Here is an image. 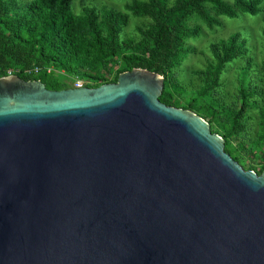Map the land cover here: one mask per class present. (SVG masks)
<instances>
[{"label": "water", "instance_id": "1", "mask_svg": "<svg viewBox=\"0 0 264 264\" xmlns=\"http://www.w3.org/2000/svg\"><path fill=\"white\" fill-rule=\"evenodd\" d=\"M163 86L0 78V264H264V171Z\"/></svg>", "mask_w": 264, "mask_h": 264}, {"label": "trees", "instance_id": "2", "mask_svg": "<svg viewBox=\"0 0 264 264\" xmlns=\"http://www.w3.org/2000/svg\"><path fill=\"white\" fill-rule=\"evenodd\" d=\"M74 1L0 0V76L11 71L61 90L69 86L49 68L75 76L90 88L114 83L122 72L145 69L164 79L159 100L205 119L240 165L249 155L264 159V62L257 70L251 66L250 36L236 31L211 43L204 66L193 71L197 83L184 84L182 70L194 52L188 41L200 36L201 25H191L193 21L213 29L221 25V17L261 15L264 41V0H130L123 10L88 4L79 13L74 12ZM132 19L141 23L128 33ZM238 60L243 65L237 71L236 92L226 102L221 79ZM34 68L39 71L30 73ZM255 116L259 122L253 139L250 126ZM235 136L240 141L232 147ZM262 171L264 163L258 174Z\"/></svg>", "mask_w": 264, "mask_h": 264}, {"label": "rangeland", "instance_id": "3", "mask_svg": "<svg viewBox=\"0 0 264 264\" xmlns=\"http://www.w3.org/2000/svg\"><path fill=\"white\" fill-rule=\"evenodd\" d=\"M130 0H75L74 1V12L79 13L81 11V7L88 5V4H96L97 7L107 6L113 7L116 10H123L124 4L129 2ZM221 25L218 27H214L213 29L207 28L205 25L200 24V21H193L190 23L191 25L199 24L201 25L200 36L195 39H190L188 41L189 45L194 48V52L189 54L187 59L184 61L182 65V70H184L183 75V83L191 85L192 83H197L198 78L195 76L193 71L200 70L204 64L207 57H209L208 46L218 41L219 39H225L230 34L239 31L241 33L248 34L250 38H248V47L249 53L248 55L252 57V64L254 70H257L261 67L262 63L264 62V52L262 49V45L264 44L263 38L260 36L262 30V20L261 15L258 16H250L245 15L241 16L236 19H230L227 17L220 18ZM141 23V20L132 19L128 26L127 32L130 33L133 31L134 26ZM245 64V63H244ZM243 65V61L238 60L226 68L221 82L223 83V94L225 97L226 102H230L232 94L236 92L237 82L236 77L238 76V69L241 68ZM50 74L54 77L58 78L62 83L69 87H74L76 81H80L83 83L82 80L76 78L75 76H68L61 71L54 70L49 68ZM264 84V83H263ZM255 114V113H253ZM205 120V119H204ZM259 122L258 117L255 116V120L251 123L250 126V134L251 137L255 139L258 133V125ZM211 130V129H210ZM240 141V137H233L231 139V146L235 147L238 145ZM247 145L249 142L247 141ZM244 160V165L242 166L244 170H251L254 168L255 172L258 174L261 169L263 168L264 159L260 156L256 159H251L250 155L247 156Z\"/></svg>", "mask_w": 264, "mask_h": 264}, {"label": "built area", "instance_id": "4", "mask_svg": "<svg viewBox=\"0 0 264 264\" xmlns=\"http://www.w3.org/2000/svg\"><path fill=\"white\" fill-rule=\"evenodd\" d=\"M38 71H39V70H38L37 68H34L33 71L30 72V73L36 74ZM48 72H50V70H48ZM30 73H29V74H30ZM12 75H14V74H13L11 71H8L7 74H6L5 76H0V78H2V77H9V76H12ZM82 86H83V85H82V83H80V81H76V83H75V85H74V87H82Z\"/></svg>", "mask_w": 264, "mask_h": 264}]
</instances>
